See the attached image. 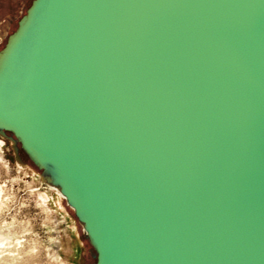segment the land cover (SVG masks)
<instances>
[{
    "label": "water",
    "instance_id": "95a60500",
    "mask_svg": "<svg viewBox=\"0 0 264 264\" xmlns=\"http://www.w3.org/2000/svg\"><path fill=\"white\" fill-rule=\"evenodd\" d=\"M0 130L93 264H264V0H31Z\"/></svg>",
    "mask_w": 264,
    "mask_h": 264
},
{
    "label": "rangeland",
    "instance_id": "374dc122",
    "mask_svg": "<svg viewBox=\"0 0 264 264\" xmlns=\"http://www.w3.org/2000/svg\"><path fill=\"white\" fill-rule=\"evenodd\" d=\"M31 0H0V50ZM13 136L0 133V264H93L95 252L64 198Z\"/></svg>",
    "mask_w": 264,
    "mask_h": 264
},
{
    "label": "bare ground",
    "instance_id": "6f19581e",
    "mask_svg": "<svg viewBox=\"0 0 264 264\" xmlns=\"http://www.w3.org/2000/svg\"><path fill=\"white\" fill-rule=\"evenodd\" d=\"M0 133H2V131L0 130ZM41 178L43 179V181H45L49 186L50 188L54 189L61 198H63L62 194L60 193V190H59V187L58 186H55L53 185L47 178L46 175H42Z\"/></svg>",
    "mask_w": 264,
    "mask_h": 264
}]
</instances>
